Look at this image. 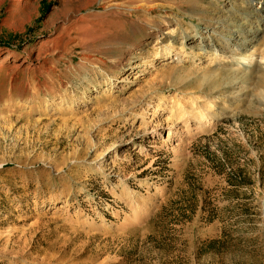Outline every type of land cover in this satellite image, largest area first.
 <instances>
[{"label": "rangeland", "instance_id": "rangeland-1", "mask_svg": "<svg viewBox=\"0 0 264 264\" xmlns=\"http://www.w3.org/2000/svg\"><path fill=\"white\" fill-rule=\"evenodd\" d=\"M221 1L0 0V264H264V18L251 67L126 60Z\"/></svg>", "mask_w": 264, "mask_h": 264}, {"label": "bare ground", "instance_id": "bare-ground-1", "mask_svg": "<svg viewBox=\"0 0 264 264\" xmlns=\"http://www.w3.org/2000/svg\"><path fill=\"white\" fill-rule=\"evenodd\" d=\"M220 1V0H216ZM219 2V9L216 13L210 16H202V10L197 14L199 20L198 32L196 27L195 31L189 29H181L179 33L173 28L170 32H163L164 38L157 40V35L148 38V44H156V53L153 54V59L150 56H144L143 53H133L127 56V61H134L133 68L147 67L149 63L153 64L156 58L163 60L176 61L178 63L185 61L200 60L201 58H215L220 62H236L238 61L242 67L247 68L253 64L252 53H254L253 43L258 40L259 23L264 18V0H245L244 4L247 6L252 5L254 2L258 3L255 17L252 14H244L243 20L239 23L232 22V18L239 14V10L243 8L239 0H223ZM260 5V6H259ZM260 10L258 11V9ZM151 9V8H149ZM227 13V15H224ZM246 23V25L244 24ZM194 35V36H193ZM180 36V40L175 46L174 39ZM241 51L251 52L248 57H240ZM144 60V61H143ZM264 61V57L262 59ZM144 62V63H143ZM160 63H158L159 65ZM260 64H264L263 62ZM168 136L166 137V140Z\"/></svg>", "mask_w": 264, "mask_h": 264}]
</instances>
